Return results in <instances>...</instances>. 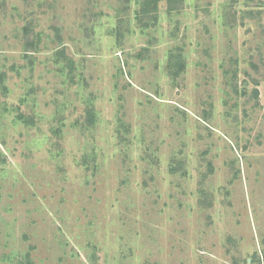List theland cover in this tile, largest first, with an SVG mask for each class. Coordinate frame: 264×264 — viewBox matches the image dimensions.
<instances>
[{
    "label": "rangeland",
    "instance_id": "1",
    "mask_svg": "<svg viewBox=\"0 0 264 264\" xmlns=\"http://www.w3.org/2000/svg\"><path fill=\"white\" fill-rule=\"evenodd\" d=\"M0 264H264V0H0Z\"/></svg>",
    "mask_w": 264,
    "mask_h": 264
}]
</instances>
